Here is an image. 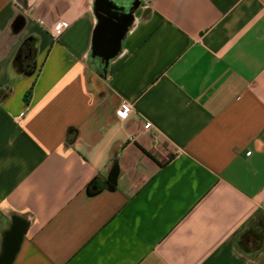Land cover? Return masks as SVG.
Here are the masks:
<instances>
[{"label":"crops","instance_id":"1","mask_svg":"<svg viewBox=\"0 0 264 264\" xmlns=\"http://www.w3.org/2000/svg\"><path fill=\"white\" fill-rule=\"evenodd\" d=\"M110 1L118 19L103 0H0V256L264 264L235 245L264 214V0ZM122 18L105 66L96 27Z\"/></svg>","mask_w":264,"mask_h":264},{"label":"water","instance_id":"2","mask_svg":"<svg viewBox=\"0 0 264 264\" xmlns=\"http://www.w3.org/2000/svg\"><path fill=\"white\" fill-rule=\"evenodd\" d=\"M105 1L106 9L102 10L105 14H107V18H103V16L98 17L99 19L102 18L104 20L110 19V18H117L116 13L112 12L110 13L108 8H115L116 5L110 1V0H103ZM129 14H126V17ZM118 19V18H117ZM120 23H114L111 27L103 28L102 25H99L96 27L95 36L98 38L99 36L104 35V39L102 41L100 40H94V48L97 49L100 53V55L103 57V61L105 66L107 65L108 61L115 57L121 47V41L124 37V34L128 28V24L125 23L124 18L119 19ZM10 233L7 234V236ZM15 252V247L12 246L10 243H8L5 240L4 248L2 255L0 256V264H8L12 260Z\"/></svg>","mask_w":264,"mask_h":264},{"label":"trees","instance_id":"3","mask_svg":"<svg viewBox=\"0 0 264 264\" xmlns=\"http://www.w3.org/2000/svg\"><path fill=\"white\" fill-rule=\"evenodd\" d=\"M35 47L34 38L28 37L20 44L16 55L15 62L19 65L27 64L30 56L29 51L33 53ZM25 71H28L25 70ZM243 237V246L238 249L246 253H254L259 251L264 246V214H256L252 216L246 223L244 231L239 234Z\"/></svg>","mask_w":264,"mask_h":264},{"label":"built area","instance_id":"4","mask_svg":"<svg viewBox=\"0 0 264 264\" xmlns=\"http://www.w3.org/2000/svg\"><path fill=\"white\" fill-rule=\"evenodd\" d=\"M40 23H43V20H39ZM66 22L62 19H57L53 21L49 26H47V31L52 37V39H57L61 32L65 29L66 27ZM132 104L128 102H122L117 110V116L120 119H125L130 111L132 110ZM151 122L146 121L144 123V128L149 129L151 127ZM133 139V137H130V140Z\"/></svg>","mask_w":264,"mask_h":264},{"label":"flooded vegetation","instance_id":"5","mask_svg":"<svg viewBox=\"0 0 264 264\" xmlns=\"http://www.w3.org/2000/svg\"><path fill=\"white\" fill-rule=\"evenodd\" d=\"M115 2H118V1H123V0H114ZM134 6V1L133 0H131V2H130V4H129V7H127L126 9L123 7V8H121L120 9V11H121V14L122 15H125L126 13H125V11L126 10H129V9H132V7ZM112 25H102L101 27H105V28H107V27H111ZM32 54V52L31 51H29V53L27 54L28 56H30Z\"/></svg>","mask_w":264,"mask_h":264},{"label":"rangeland","instance_id":"6","mask_svg":"<svg viewBox=\"0 0 264 264\" xmlns=\"http://www.w3.org/2000/svg\"><path fill=\"white\" fill-rule=\"evenodd\" d=\"M242 242H243V237H239V234H238V236L235 239V245L238 249L242 248L243 246Z\"/></svg>","mask_w":264,"mask_h":264}]
</instances>
